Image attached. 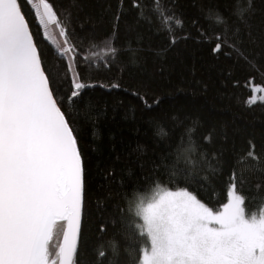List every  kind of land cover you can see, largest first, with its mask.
Returning <instances> with one entry per match:
<instances>
[{
	"label": "trees",
	"instance_id": "obj_1",
	"mask_svg": "<svg viewBox=\"0 0 264 264\" xmlns=\"http://www.w3.org/2000/svg\"><path fill=\"white\" fill-rule=\"evenodd\" d=\"M48 2L76 45V72L82 82L94 85L82 91L83 99L77 103L66 99L72 76L67 64L72 54L68 58L59 56V51L43 35L31 5L20 0L45 71L54 85H60L63 110L72 122L83 157L85 199L78 264L96 260L109 264L114 260L113 240L121 249L120 264H126L123 257L127 256L129 245L142 246L138 234L133 238L132 228L128 227L133 220L127 212L129 202L150 197L157 180L171 191L187 187L201 202L219 210L227 202L232 164L248 150V141L255 144L264 164V102L248 104L252 95H264L251 91L253 87L264 86V56H258L264 53V43H259L264 37V0H254L252 31L258 44L246 41L249 63L237 62L235 56L226 57L223 52L213 53L214 44L200 38L201 32L212 38L219 31L210 28L216 18L209 15V10L219 5V11L227 16L225 0H175L174 11L183 20V27L176 29L177 43L162 56L156 52L169 41L156 34L154 25L140 20L129 9L128 0L122 10L118 0ZM227 2L231 4L232 0ZM235 7L244 11L247 0H236ZM143 11L149 13L153 9ZM184 36L189 38L182 39ZM109 40L111 45L105 43ZM110 47L117 49L115 56ZM252 62L255 68L249 66ZM113 84L119 87H111ZM194 121L199 122L194 139L200 147L192 149L190 143L176 138ZM160 125L173 133L174 156L192 149L189 159L203 167L198 176L191 177L190 184L183 176L169 183L167 174L157 171L153 175L149 171L148 162L163 144L156 134ZM209 133L210 144L203 139ZM201 151L207 155L201 157ZM213 153L222 167V173L214 177L211 166L217 160L212 159ZM254 168V164L246 162L238 168V176L239 171ZM257 184L264 185V175H250L242 188L237 185L250 198L246 200L249 214L264 207V190L257 197ZM118 206L125 211L121 213ZM102 223L106 225L103 233ZM56 240L54 237L52 243ZM100 251L106 256L99 257Z\"/></svg>",
	"mask_w": 264,
	"mask_h": 264
},
{
	"label": "snow or ice",
	"instance_id": "obj_2",
	"mask_svg": "<svg viewBox=\"0 0 264 264\" xmlns=\"http://www.w3.org/2000/svg\"><path fill=\"white\" fill-rule=\"evenodd\" d=\"M26 2L35 10L41 26L47 29L55 23L60 29L66 46L59 49V56L68 58L72 54L67 64L72 76L66 99L75 104L83 99L82 91L94 85L82 82L75 70L78 52L68 28L61 25L48 0ZM128 3L140 20L154 25L156 34L169 41L156 52L157 56L177 43L176 29L183 27V20L174 11L175 0H128ZM124 4L125 0H118L120 10ZM225 5L227 16L219 11V5L209 10V15L216 18L210 28L213 32L218 29L217 34L208 38L206 32H201L200 38L214 44L213 53L223 52L226 57L235 56L237 62L249 63L246 41L258 44L252 31L254 0H247V8L242 12L236 9V0L231 4L225 0ZM146 8L153 11L145 13ZM119 19L118 11L117 22ZM105 43L111 45L110 40ZM259 43H264V37ZM110 52L115 56L117 49L110 47ZM249 66L255 68L256 64L252 62ZM251 91L264 93V86L253 87ZM63 99L60 85H54L45 71L20 0H0V264H78L85 170L75 130L63 110ZM257 100L264 102V95H252L249 106ZM198 126L199 122L194 121L176 139L190 143L192 149L200 147L194 139ZM156 134L163 144L148 162L149 171L153 175L157 171L167 174L169 183L183 176L190 184L191 177L204 170L189 159L192 149L174 156L172 131L160 125ZM203 139L210 144L211 133ZM248 144V150L232 164L228 202L220 210L201 202L187 187L171 191L159 180L150 197L129 202L127 212L133 220L128 227L132 228L133 238L138 234L142 246L129 245L130 250L123 257L126 264H264V207L249 214L246 200L250 198L237 186L239 183L242 188L250 175H264V164L255 144L251 140ZM205 155L200 152L201 157ZM212 159L217 160L211 166L214 177L222 173V167L217 154L213 153ZM246 162L255 168L241 170L238 176V168ZM262 190L264 185L257 184V197ZM118 210L125 211L119 206ZM100 231H106L105 224H101ZM54 237H57L55 244ZM112 252L114 260L109 264H120L121 249L115 240ZM98 255L105 257L106 253L100 251ZM89 264L104 262L96 260Z\"/></svg>",
	"mask_w": 264,
	"mask_h": 264
},
{
	"label": "rangeland",
	"instance_id": "obj_3",
	"mask_svg": "<svg viewBox=\"0 0 264 264\" xmlns=\"http://www.w3.org/2000/svg\"><path fill=\"white\" fill-rule=\"evenodd\" d=\"M42 32L45 38L51 42L52 46L59 51L64 43L62 36H60L59 27H57L55 23H51L47 29L42 26ZM220 209H222V207Z\"/></svg>",
	"mask_w": 264,
	"mask_h": 264
},
{
	"label": "water",
	"instance_id": "obj_4",
	"mask_svg": "<svg viewBox=\"0 0 264 264\" xmlns=\"http://www.w3.org/2000/svg\"><path fill=\"white\" fill-rule=\"evenodd\" d=\"M34 10V9H33ZM35 11V10H34ZM39 21V20H38ZM35 42V41H34ZM62 46H65V44L63 43V45Z\"/></svg>",
	"mask_w": 264,
	"mask_h": 264
}]
</instances>
